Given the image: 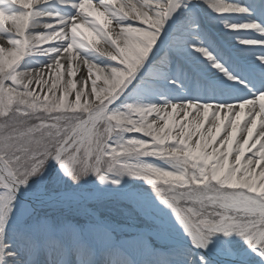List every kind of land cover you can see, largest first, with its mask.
<instances>
[{
    "label": "snow or ice",
    "instance_id": "1",
    "mask_svg": "<svg viewBox=\"0 0 264 264\" xmlns=\"http://www.w3.org/2000/svg\"><path fill=\"white\" fill-rule=\"evenodd\" d=\"M0 264H264V0H0Z\"/></svg>",
    "mask_w": 264,
    "mask_h": 264
},
{
    "label": "bare ground",
    "instance_id": "2",
    "mask_svg": "<svg viewBox=\"0 0 264 264\" xmlns=\"http://www.w3.org/2000/svg\"><path fill=\"white\" fill-rule=\"evenodd\" d=\"M77 75H78V73H77ZM79 77H80V76H78V77H75L74 79H77V80H79ZM78 87H79V85H78Z\"/></svg>",
    "mask_w": 264,
    "mask_h": 264
},
{
    "label": "rangeland",
    "instance_id": "3",
    "mask_svg": "<svg viewBox=\"0 0 264 264\" xmlns=\"http://www.w3.org/2000/svg\"><path fill=\"white\" fill-rule=\"evenodd\" d=\"M80 75H81V73H79V72H78V75H77V77H78V76H80ZM70 99H71V97H70Z\"/></svg>",
    "mask_w": 264,
    "mask_h": 264
}]
</instances>
